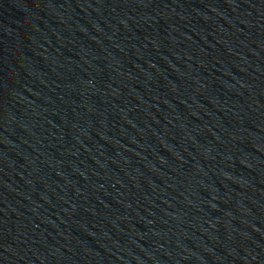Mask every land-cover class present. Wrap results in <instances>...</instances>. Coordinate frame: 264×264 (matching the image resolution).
I'll list each match as a JSON object with an SVG mask.
<instances>
[{"label": "water", "instance_id": "1", "mask_svg": "<svg viewBox=\"0 0 264 264\" xmlns=\"http://www.w3.org/2000/svg\"><path fill=\"white\" fill-rule=\"evenodd\" d=\"M0 264H264V0H83L0 174Z\"/></svg>", "mask_w": 264, "mask_h": 264}]
</instances>
